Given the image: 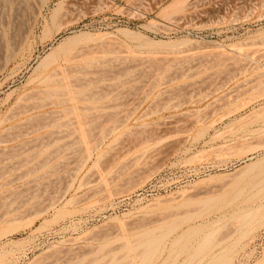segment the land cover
Listing matches in <instances>:
<instances>
[{"label":"rangeland","instance_id":"1","mask_svg":"<svg viewBox=\"0 0 264 264\" xmlns=\"http://www.w3.org/2000/svg\"><path fill=\"white\" fill-rule=\"evenodd\" d=\"M71 37L86 95L37 104L35 67ZM263 158L264 0H0V264H140L173 228L143 264H261L264 217H240L264 202V163L244 171Z\"/></svg>","mask_w":264,"mask_h":264},{"label":"bare ground","instance_id":"2","mask_svg":"<svg viewBox=\"0 0 264 264\" xmlns=\"http://www.w3.org/2000/svg\"><path fill=\"white\" fill-rule=\"evenodd\" d=\"M64 4V3H63ZM63 6V5H62ZM62 6L59 4L55 9H54V11H53V14H52V18H51V21H52V23L51 24H47V26H46V28H45V30L43 31V35L41 36V37H43L44 39H47V38H49V39H54L55 40V42H56V39H58V38H56L55 37V35L53 34L54 33V25L56 24L55 22H56V18L59 16V14H60V11L62 10ZM23 12V11H22ZM24 14V13H23ZM20 16H23V15H20ZM25 16V15H24ZM23 16V18H25ZM19 19H21L20 17H19ZM34 19V18H33ZM12 21V20H11ZM19 21V20H18ZM21 21V20H20ZM24 21V20H23ZM4 22V21H3ZM14 22V21H13ZM25 22V21H24ZM27 22V21H26ZM49 23V22H48ZM17 24H20V28L19 29H22L21 27V24L22 25H24V23H22V22H18ZM16 24V22H15V25H17ZM13 25V24H12ZM17 26H19V25H17ZM58 26V25H57ZM61 26H62V24H61ZM60 26V27H61ZM13 27V26H12ZM15 27V26H14ZM10 28H11V26H10ZM55 28H57V27H55ZM63 28V27H62ZM16 29H18V27L16 28ZM16 29H15V31H16ZM19 29H18V31H19ZM27 29V28H26ZM58 29H59V27H58ZM64 30V29H63ZM30 31V30H29ZM62 31V30H61ZM122 31H124L126 34H130V32L129 31H127V30H122ZM22 32V34L24 33L23 31H19V33H21ZM57 32H59V30H57ZM56 32V33H57ZM8 33V32H7ZM13 33H15V35H16V37L17 36H19V34L17 33V31L16 32H14V29L12 30V35H13ZM25 33H26V31H25ZM27 33H28V31H27ZM60 33V32H59ZM20 35L19 37H21V36H23V35H25V34H23V35ZM10 35H11V33H10ZM14 35V36H15ZM27 35V34H26ZM25 35V36H26ZM24 36V37H25ZM10 37H12V36H9V38ZM15 37V38H16ZM51 37V38H50ZM15 38H14V40H15ZM23 37H21L20 38V40L22 39ZM27 38V37H26ZM43 38H42V40H43ZM10 39H12V38H10ZM17 40H15L14 42H16L17 43V46H19L18 45V43H21V44H24V40H25V38H24V42L22 41V42H20L19 40H18V38H16ZM78 38L77 37H71V38H65V42H62L59 46H56V47H53V49L51 50V52H49L46 56H44V58H42V60L38 63V65L35 67V69H34V72L35 73H38L37 75H38V80L40 81V85L39 86H37L35 89H33L32 91H33V93H31V92H29L30 94H35L34 96H36L37 95V97H35L36 99L38 98V96H39V98L41 97V95H42V97H46L45 99H49V101H47V102H50V101H52V100H54L56 103H59V104H64L65 106L67 105V101H72V100H76V102L78 103V99L79 100H81L82 101V99H80L81 97L80 96H84V92H83V90L81 89V90H79L81 87L80 86H77L78 84H79V81H78V84L76 85V84H74L73 82V84L71 83V81H76V80H73L72 78L73 77H70V75L69 74H71V76H75V72L73 73V72H71V73H68V71L70 70L71 71V68L70 67H68L69 68V70L67 71V70H65L63 67H62V63L63 62H69L70 61V59L72 58L71 57V55H70V48L69 47H64L63 45H64V43H69V45L70 44H73V43H75V41L77 40ZM53 40V41H54ZM12 41H13V39H12ZM12 41H10V42H12ZM19 41V42H18ZM12 43L13 44V46L12 47H10L9 46V50H11V48H12V52H8V53H12V57H11V59L12 58H14V57H16V55H19L18 53H17V46L15 47L14 46V44L16 45V43ZM77 42V41H76ZM9 43V42H8ZM178 44V43H177ZM6 46H7V44H6ZM22 46V45H21ZM74 45H72V47H73ZM177 46V45H176ZM13 47H15V48H13ZM171 47H173V46H171ZM7 48V47H6ZM20 48L21 47H19L18 49H19V52H20ZM75 48V47H74ZM8 50V49H7ZM8 50V51H9ZM72 50V49H71ZM175 51H177V50H175ZM180 51H181V49H180ZM75 52V51H74ZM73 52V53H74ZM149 52V51H148ZM147 52V53H148ZM172 52V51H171ZM181 52H183V51H181ZM72 53V54H73ZM152 53H154V52H150L149 54H151L152 55ZM167 53V52H166ZM173 53V52H172ZM6 52H5V56H6ZM75 54V53H74ZM73 54V55H74ZM146 54V53H145ZM169 54V53H168ZM174 54V53H173ZM178 54V53H177ZM191 54V53H190ZM193 54V53H192ZM223 54V53H222ZM72 55V56H73ZM76 55V54H75ZM175 55V54H174ZM221 55V54H220ZM147 56V58H149L148 57V55H146ZM150 56V55H149ZM7 57V56H6ZM10 57V56H9ZM74 57V56H73ZM152 57H153V55H152ZM152 57H150L151 59H152ZM171 57H173V56H171ZM175 57V56H174ZM178 57V56H177ZM184 57V56H183ZM219 57H221V56H219ZM222 57H224V56H222ZM76 57H74V58H72L71 60H73V59H75ZM87 58V57H86ZM85 58V59H86ZM156 58H157V56H156ZM155 58V59H156ZM169 58V57H168ZM8 59V58H7ZM88 59V58H87ZM86 59V60H87ZM90 59V58H89ZM89 59H88V62H89V65H90V62L91 61H89ZM150 59V60H151ZM171 59V58H170ZM6 60V59H5ZM149 60V59H148ZM150 60H149V62H150ZM163 60V59H162ZM9 61V60H8ZM7 60H6V62H8ZM153 61V60H152ZM152 61L149 63V64H151L152 63ZM155 61V60H154ZM153 61V62H154ZM161 61V60H160ZM71 62H73V61H70L69 63H71ZM148 62V61H147ZM158 62V61H157ZM155 63V62H154ZM162 63V62H161ZM92 64V63H91ZM163 64V63H162ZM70 65V64H69ZM86 65V64H85ZM84 65V66H85ZM155 65V64H154ZM153 65V66H154ZM167 65V64H166ZM87 66V65H86ZM85 66V67H86ZM152 66V65H151ZM170 66V65H169ZM78 67V66H77ZM163 67V66H162ZM79 68H81L80 66H79ZM90 67H88V69L87 68H85L86 70H90L89 69ZM151 68V67H150ZM161 68V67H160ZM83 69V68H82ZM81 69V71L83 72V70ZM162 69V68H161ZM72 70L74 71V69H73V66H72ZM128 70V69H127ZM153 70V69H152ZM125 71V70H124ZM162 71H164V70H162ZM78 72V71H77ZM86 72V71H85ZM161 72V71H160ZM73 73V74H72ZM90 73V72H89ZM165 73V72H164ZM86 74V73H85ZM85 74H84V80L85 81H87V79H88V77L90 78V76H88V77H85ZM91 74V73H90ZM99 74V73H98ZM160 74V73H159ZM34 75H36V74H34ZM99 76H100V74H99ZM161 75H159V77H160ZM96 77V76H95ZM77 79H78V77H76ZM86 78V79H85ZM118 78V77H117ZM72 79V80H71ZM80 79V78H79ZM159 79V78H158ZM157 79V80H158ZM35 81H36V79H34ZM34 80H32V81H34ZM82 80V79H81ZM31 81V82H32ZM83 81V80H82ZM81 82V81H80ZM94 82V81H93ZM83 83V85H85V83H84V81L83 82H81L79 85H81ZM39 84V83H38ZM88 84V83H87ZM75 85V86H74ZM32 86H34L33 84H32ZM76 87V88H75ZM77 87H79V89H77ZM83 87V86H82ZM88 87V86H87ZM93 88V87H92ZM85 89V88H84ZM89 89V88H88ZM88 89L87 90H85V91H88ZM90 90V89H89ZM89 92V91H88ZM87 93V92H86ZM29 94V95H30ZM92 93H90V95H91ZM96 94V93H95ZM94 94V95H95ZM25 95V94H24ZM27 96H28V98H30V97H32V99H33V95L32 96H29L28 95V92H27V94H26ZM86 95V94H85ZM82 96V98H84ZM97 96V95H96ZM95 96V97H96ZM42 97L40 98V100L42 99ZM94 97V98H95ZM23 98H24V96H23ZM34 98V99H35ZM52 98V100H50ZM85 98H89V97H85ZM92 98H93V96H92ZM25 99H27V98H24V100ZM31 99V98H30ZM36 99H35V101H36ZM44 99V98H43ZM44 99V100H45ZM96 99V98H95ZM28 100V99H27ZM39 99H38V101L40 102V103H37V104H44V103H46V101H40ZM92 100V99H91ZM32 101H34V100H32ZM31 101V102H32ZM90 101V100H89ZM88 101V102H89ZM28 102V101H27ZM43 102V103H42ZM76 102H74V104L76 103ZM86 102V101H85ZM84 102V103H85ZM87 102V103H88ZM94 102H95V100H94ZM26 103V102H25ZM51 103V105H52V103L53 102H50ZM68 103H70V102H68ZM73 103V102H72ZM80 103V102H79ZM81 103H83V102H81ZM92 103V102H91ZM49 104V103H48ZM47 103L46 104H44V105H48ZM54 104V103H53ZM22 106H23V104H21ZM21 105H20V107H21ZM26 105V104H25ZM25 105H24V107H25ZM33 103H31V105H30V102H29V105H27V106H31V107H33V106H35L36 105V103H35V105H33ZM44 105H43V107H44ZM50 105V104H49ZM86 105V104H85ZM96 105V104H95ZM26 106V107H27ZM36 106H39V105H36ZM35 106V107H36ZM57 106H60V105H57ZM72 106V105H71ZM79 106V105H78ZM77 106V107H78ZM83 106V105H82ZM18 107H19V105H18ZM35 107H33V108H35ZM76 107V105H74V107H72V109H70V111L69 112H71V110L73 111V112H78V110L77 109H79V108H77ZM80 107V106H79ZM95 107V106H94ZM22 108V107H21ZM37 108H41V105L39 106V107H37ZM62 108H63V106H62ZM62 108H61V110H62ZM66 108H68V107H66ZM70 108V107H69ZM26 109V108H25ZM30 109V108H29ZM81 109H82V107H81ZM81 109H79V112H80V110ZM87 109H88V106H87ZM19 110H20V108H19ZM23 110V109H22ZM67 110V109H66ZM65 110V111H66ZM69 110V109H68ZM84 110V109H83ZM25 111V110H24ZM29 111V110H28ZM82 111V110H81ZM23 112V111H22ZM21 112V113H22ZM31 112V111H30ZM52 112V111H51ZM55 112V111H54ZM53 112V113H54ZM59 112H61V111H59ZM71 113V114H74V113ZM78 112V113H79ZM83 112V111H82ZM24 113V112H23ZM27 113V112H26ZM77 113V114H78ZM81 113V112H80ZM84 113H85V110H84ZM34 114V113H33ZM52 114V113H51ZM50 114V115H51ZM60 114H62V113H60ZM60 114H58V116H60ZM66 114H67V112H66ZM66 114H63V115H66ZM43 115V114H42ZM44 115H47V114H44ZM62 115V116H63ZM81 116H82V114H80ZM37 116V115H36ZM48 116H49V112H48ZM47 116V117H48ZM57 116V117H58ZM74 116H76V113L74 114ZM78 116V118H79V115H77ZM84 116V115H83ZM46 117V119H48ZM61 117V116H60ZM68 117V116H67ZM66 117V118H67ZM30 118H33V116L32 117H30ZM29 118V119H30ZM39 118V117H38ZM38 118H35L36 120H38ZM52 119H53V117H51ZM50 118V119H51ZM62 118V117H61ZM60 118V119H61ZM81 118V117H80ZM40 119V118H39ZM59 119V118H58ZM57 118L55 119L56 120V122H57V120H58ZM41 120H42V118H41ZM41 120H39L40 122H41ZM64 121H65V119H63ZM31 121V120H30ZM44 121V120H43ZM42 121V122H43ZM76 121V120H75ZM83 121V120H82ZM23 122V121H22ZM34 122V120L32 121V123ZM38 122V121H37ZM50 122V121H49ZM49 122H48V124H49ZM51 122H52V120H51ZM50 122V123H51ZM54 122V121H53ZM53 122H52V124H53ZM65 122H67V119H66V121ZM78 122V121H77ZM31 123V125H33ZM35 123V122H34ZM46 122H44V124H45ZM62 123V122H61ZM37 124V123H36ZM40 124V123H39ZM38 124V125H39ZM52 124H50V125H52ZM84 124V123H83ZM23 125V124H22ZM38 125H35L34 127H39L40 128V126H38ZM42 125H43V123H42ZM56 125H58V124H56ZM55 125V126H56ZM60 125V124H59ZM58 125V126H59ZM24 126H25V124H24ZM61 126V125H60ZM29 127V126H28ZM31 127H33V126H31ZM33 127V128H34ZM42 127V126H41ZM45 127H48V125L47 126H45ZM53 127V126H52ZM66 127V126H65ZM9 128V127H8ZM51 128V127H50ZM64 128V127H63ZM67 128H68V126H67ZM37 129V128H36ZM42 129V128H41ZM52 129V128H51ZM79 129V128H78ZM80 129H82V128H80ZM83 129H84V127H83ZM26 130V129H25ZM58 130H59V128H58ZM35 130L33 129V132H34ZM51 131V130H50ZM49 131V132H50ZM61 132H63V130H60ZM59 131V132H60ZM81 131H83V130H81ZM80 131V132H81ZM16 132V131H15ZM26 132H27V130H26ZM58 132V131H57ZM56 132V133H57ZM58 132V133H59ZM69 132V131H68ZM84 132V131H83ZM83 132H81V133H79V130H78V132L77 133H79V135H80V139L83 141L84 140V138H85V140H86V138L87 137H85L84 136V133ZM46 133H48V132H46ZM58 133H57V135H58ZM67 133V132H66ZM86 133V132H85ZM51 134V133H50ZM27 135V134H26ZM29 135H30V133H29ZM48 135V134H47ZM53 135H54V133H53ZM73 135V134H72ZM28 136V135H27ZM40 136V135H39ZM50 136V135H49ZM77 136V135H76ZM19 138H20V135H19ZM39 138V137H38ZM41 138V137H40ZM53 138V137H52ZM60 139H61V137H59ZM70 138V137H69ZM68 138V139H69ZM74 138V137H73ZM37 139V138H36ZM42 139V138H41ZM40 139V140H41ZM80 139H78L79 141H80ZM88 139V138H87ZM2 140V139H1ZM84 140V142H86ZM36 141V140H35ZM47 141H49V140H47ZM68 141V140H67ZM88 141V140H87ZM22 142V141H21ZM41 142V141H40ZM43 142V141H42ZM57 142H58V140H57ZM56 142V143H57ZM78 142V141H77ZM81 142V141H80ZM84 142H81V143H84ZM48 143V142H47ZM50 143V142H49ZM76 143V142H75ZM22 144V143H21ZM45 144V143H44ZM79 144V143H78ZM85 144V143H84ZM83 144V145H84ZM35 145V144H34ZM43 145V144H42ZM41 145V146H42ZM46 145V144H45ZM44 145V146H45ZM48 145V144H47ZM53 144H51V146H52ZM81 145V144H80ZM87 145V144H86ZM50 146V147H51ZM55 146V145H54ZM57 146V145H56ZM60 146V145H59ZM62 146V145H61ZM47 147V146H46ZM49 147V148H50ZM87 148H88V146H86ZM42 148V147H41ZM52 148V147H51ZM67 148V147H66ZM25 149V148H24ZM30 149V148H29ZM43 149H45V148H43ZM43 149H41L42 151H45V150H43ZM47 149H48V147H47ZM55 149V148H54ZM28 150V149H27ZM40 150V151H41ZM24 152H25V150H23ZM53 151V150H52ZM55 151H56V149H55ZM54 151V152H55ZM65 151V150H64ZM33 152H34V150H33ZM39 152V151H38ZM66 152V151H65ZM89 152V151H88ZM48 153V152H47ZM46 153V154H47ZM24 154V153H23ZM27 154V153H26ZM44 154V153H43ZM51 154V153H50ZM55 154V153H54ZM64 154V153H63ZM31 155H33V153L31 154ZM26 156V155H25ZM24 156V157H25ZM51 156V155H50ZM27 157V156H26ZM35 157H38V156H35ZM47 157V156H46ZM45 157V158H46ZM66 157V156H65ZM29 158V157H28ZM33 158V157H32ZM43 158V157H42ZM41 158V159H42ZM54 158V157H53ZM31 159V158H30ZM39 159V158H38ZM64 159V158H63ZM35 160V159H34ZM50 160V159H49ZM66 160V159H65ZM32 161V160H31ZM44 161V160H43ZM28 162V161H27ZM29 163H31V162H29ZM37 163V162H36ZM260 163H264V158L263 159H261V160H258V161H256V162H253V163H250V164H248L247 166H246V168L244 169V171H247V170H250V169H252V168H255V166H257L258 164H260ZM38 164V163H37ZM49 164V163H48ZM25 165V164H24ZM44 166V165H43ZM259 166V165H258ZM40 167V166H39ZM39 167H38V169H39ZM33 168V167H32ZM42 168V167H41ZM41 168H40V170H41ZM50 168V167H49ZM63 168V167H62ZM61 168V169H62ZM58 169V168H57ZM36 169H34V171H35ZM44 171V170H43ZM48 171V170H47ZM37 172V171H36ZM45 172V171H44ZM51 172H52V168H51ZM32 173V172H31ZM41 173V172H40ZM49 173V172H48ZM33 174V173H32ZM37 174H38V172H37ZM53 174V173H52ZM48 175V174H47ZM40 178V177H39ZM48 178V177H47ZM262 200V199H261ZM261 202V201H260ZM255 206V205H254ZM264 207V202H261L258 206H255V207H252L251 209L249 208V209H247V211L246 212H244L243 214H242V216L240 217V219H241V224L240 225H242V226H244V225H246V227L248 228V231L250 232V231H252L253 230V228H254V224H256L255 222L256 221H258V220H260L261 221V219L264 217V214L263 213H261L260 215H258L257 216V212H259L260 210H261V208H263ZM259 222V221H258ZM257 222V223H258ZM242 226H239V227H242ZM175 228H173V229H166L164 232H162V234L160 235V237L159 238H157V239H150L149 241L147 240V244L145 243H142L141 242V246H142V244H144V245H146L147 247L146 248H143V246L141 247V248H143L142 250H148V251H146V255L145 256H143L144 254H142L141 256L142 257H144L145 259L147 258V260H152L153 259V257L158 253V251H159V249H160V244H161V242L169 235V232L170 231H172V230H174ZM194 231H195V229H194ZM194 231H192V232H194ZM247 231V230H246ZM183 237V236H182ZM181 236H180V238H178V236H177V239H176V243L178 244V241L182 238ZM182 240V239H181ZM128 243H130L129 241H127ZM125 243V246H128L129 247V244L128 243ZM175 242H172V244L174 243V244H176ZM180 242V241H179ZM171 244V243H170ZM176 244V245H177ZM175 245V246H176ZM130 246H131V244H130ZM138 246V248L140 247V243H139V245H137ZM172 246V245H171ZM132 247V246H131ZM130 247V249H133V247H135V246H133L132 248ZM164 247H166L165 245H164ZM178 247V246H177ZM125 248H127V247H125ZM136 248V247H135ZM138 248H136L137 250H136V252L140 249H138ZM172 248H174V246L172 247ZM171 248V249H172ZM128 249V248H127ZM130 249H128L129 251H131ZM168 249V248H167ZM170 248L168 249V250H171ZM126 250V249H125ZM135 250V249H134ZM131 251V253L130 254H133L135 251ZM164 251V250H163ZM167 251V250H166ZM174 251H176V250H174ZM174 251H173V249H172V252H171V255H173L172 253H174ZM124 252V251H123ZM133 252V253H132ZM140 251H138V254L137 255H139V254H141V253H143L142 251L139 253ZM160 252H162V251H160ZM168 252V251H167ZM125 254L127 253V251L126 252H124ZM169 253H170V251L168 252V255H169ZM160 254V253H159ZM176 254H178V253H176ZM218 255L217 256H215L214 257V255L213 256H210V257H212V259H214V260H210V261H212V262H214L215 264H222L223 262V264H225V262H226V260H225V257H221V255H219V253H217ZM222 255H223V253H221ZM135 255V253L133 254V256ZM216 255V254H215ZM224 255H227V253H224ZM223 255V256H224ZM95 256V255H94ZM123 256H125L124 258H126V256H129V254H126V255H124L123 254ZM136 256V255H135ZM140 256V255H139ZM138 256V257H139ZM159 257H160V255H158ZM162 256V255H161ZM170 256V255H169ZM168 256V257H169ZM137 257V256H136ZM141 257V258H142ZM167 257V258H168ZM214 257V258H213ZM96 258H98V256L97 257H95V259ZM112 258V257H111ZM114 258V257H113ZM133 257H131V259H132ZM135 258V257H134ZM134 258H133V261L135 262L136 261V259L134 260ZM143 258V260L141 259V261H142V263H140V264H143V262L145 261V259ZM101 259V258H100ZM116 259V258H115ZM129 259V257H127L126 259H125V263H127V264H129L128 262H127V260ZM82 260V259H81ZM130 260V259H129ZM146 260V261H147ZM167 260V259H166ZM190 260H192V258L190 259ZM189 260V261H190ZM228 260V259H227ZM229 260H230V257H229ZM91 261V260H90ZM89 261V262H90ZM94 260H93V258H92V264H97V263H99V262H97L98 261V259H97V261L95 260L94 262H93ZM100 261V260H99ZM102 261V260H101ZM131 261V260H130ZM133 261H131V263L133 262ZM145 261V262H146ZM76 262V261H75ZM151 262V261H150ZM150 262H148L147 261V263H150ZM212 262H209V260L207 261V263L208 264H211ZM87 263V262H86ZM124 263V264H125ZM139 263V262H138ZM260 263V262H259ZM60 264V263H59ZM63 264V263H62ZM71 264H73V262L71 263ZM75 264H78V263H75ZM88 264V263H87ZM99 264H101V263H99ZM104 264V263H103ZM122 264V263H121ZM137 264V263H136ZM162 264H163V262H162ZM172 264V263H171ZM174 264V263H173ZM213 264V263H212ZM261 264H264V261L261 263Z\"/></svg>","mask_w":264,"mask_h":264},{"label":"built area","instance_id":"3","mask_svg":"<svg viewBox=\"0 0 264 264\" xmlns=\"http://www.w3.org/2000/svg\"><path fill=\"white\" fill-rule=\"evenodd\" d=\"M97 1H103V0H97ZM184 28H185L184 26L182 28L177 27V26H172V30L171 31H173V32L183 31V30H185Z\"/></svg>","mask_w":264,"mask_h":264}]
</instances>
